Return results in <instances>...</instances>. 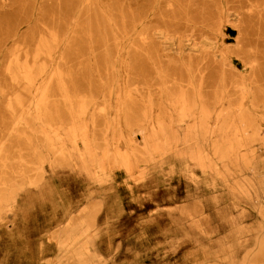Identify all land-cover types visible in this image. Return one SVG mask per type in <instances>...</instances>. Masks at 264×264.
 Masks as SVG:
<instances>
[{
	"label": "rangeland",
	"instance_id": "1",
	"mask_svg": "<svg viewBox=\"0 0 264 264\" xmlns=\"http://www.w3.org/2000/svg\"><path fill=\"white\" fill-rule=\"evenodd\" d=\"M0 264H264V0H0Z\"/></svg>",
	"mask_w": 264,
	"mask_h": 264
},
{
	"label": "bare ground",
	"instance_id": "2",
	"mask_svg": "<svg viewBox=\"0 0 264 264\" xmlns=\"http://www.w3.org/2000/svg\"><path fill=\"white\" fill-rule=\"evenodd\" d=\"M102 256V255H101ZM104 258V257H103ZM101 259V258H100ZM104 260V259H103ZM208 260V259H207Z\"/></svg>",
	"mask_w": 264,
	"mask_h": 264
}]
</instances>
